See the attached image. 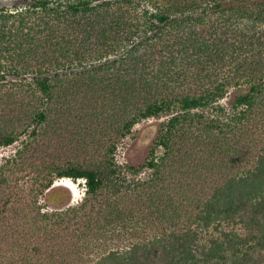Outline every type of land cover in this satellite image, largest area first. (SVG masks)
<instances>
[{
    "label": "trees",
    "instance_id": "16d2710c",
    "mask_svg": "<svg viewBox=\"0 0 264 264\" xmlns=\"http://www.w3.org/2000/svg\"><path fill=\"white\" fill-rule=\"evenodd\" d=\"M25 1L0 12V146L33 127L0 166V264H264V0ZM242 85L230 122L194 111ZM162 114L129 182L117 143ZM62 178L83 200L44 212Z\"/></svg>",
    "mask_w": 264,
    "mask_h": 264
},
{
    "label": "rangeland",
    "instance_id": "374dc122",
    "mask_svg": "<svg viewBox=\"0 0 264 264\" xmlns=\"http://www.w3.org/2000/svg\"><path fill=\"white\" fill-rule=\"evenodd\" d=\"M220 1V0H219ZM22 3V4H21ZM253 1H248L247 4L252 5ZM18 4L20 9L25 8V0H0V12L6 9L9 12L15 10V5ZM213 2H204L203 7L208 8L213 6ZM118 55V54H117ZM245 85L228 86L227 92L222 98H219L208 108L194 110L195 112L204 113L209 118L219 119L221 122H230L237 111L233 106L235 98L239 93L245 91ZM174 114H162L157 117L143 119L136 123L131 132L121 138L117 143V148L114 153L115 162L129 182H147L153 177V169L148 167L133 172L130 166H140L145 163L150 157V152L156 139L159 136L161 129ZM33 127L23 134L19 140L9 146H0V166L4 165L8 160H12L17 151L23 147V142L31 138L30 134ZM165 149L161 146L156 150V160L163 155ZM85 180H71L62 178L55 182L50 190H47L43 195L38 197V205L43 207V211L55 212L64 211L69 207H74L80 203L85 196Z\"/></svg>",
    "mask_w": 264,
    "mask_h": 264
}]
</instances>
